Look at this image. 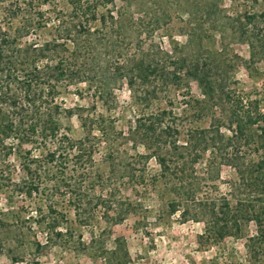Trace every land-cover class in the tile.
<instances>
[{
  "label": "rangeland",
  "instance_id": "rangeland-1",
  "mask_svg": "<svg viewBox=\"0 0 264 264\" xmlns=\"http://www.w3.org/2000/svg\"><path fill=\"white\" fill-rule=\"evenodd\" d=\"M8 3L4 0L0 5L1 15L10 9ZM18 6L15 26L32 25L23 44L41 47L47 43L49 61L53 56L65 59L76 54L80 63H86L79 69L85 72L84 78L61 90L65 107L94 109L114 122V132L104 135L98 127L93 129L85 142L94 151L91 161L77 173L68 171L69 188L56 191L53 184L43 181L31 195L25 186L8 185L0 191V264H264L262 251L257 252L255 263L246 248L245 236L254 234L253 224L243 229L241 238L210 242L204 236L201 216L195 217L196 206L182 194L181 186L188 183L200 188L198 195L203 199L213 185L225 194L234 177L231 168L221 166L219 180L209 181L207 148L195 166V179L170 166L167 188L178 191L161 201L159 189L163 192L164 181L155 187L152 182L160 174L155 159L149 155L145 162L132 160L133 146L126 140L135 119L164 111L171 113L166 123L181 127L179 144L186 142L189 125L183 120V101L188 97L184 96L201 99V93L193 80L187 81V87L183 83L175 88L171 73L183 76L188 72L176 69L177 61L196 64L218 92L228 97L214 99L207 116L192 118V125L207 127L212 120L227 117L231 104L251 112H255V101L264 107V2L21 0ZM139 63L150 66L144 79L136 77ZM132 77L136 78L131 90L128 81ZM61 124L75 144L87 137L75 117L61 118ZM136 145V152L147 153ZM246 151L241 148V153ZM10 163L15 167L11 181L17 183L22 179L18 161L11 157ZM130 174L143 176L146 186L135 185ZM169 198L177 205L174 214L165 206ZM104 199L113 210L123 211L118 224L104 218Z\"/></svg>",
  "mask_w": 264,
  "mask_h": 264
},
{
  "label": "trees",
  "instance_id": "trees-1",
  "mask_svg": "<svg viewBox=\"0 0 264 264\" xmlns=\"http://www.w3.org/2000/svg\"><path fill=\"white\" fill-rule=\"evenodd\" d=\"M5 1L9 2L10 9L0 14V191L8 188V185L18 188L25 186L26 193L31 195L43 181L53 184L56 191L67 189L71 180L68 171L77 173L78 169L85 167L86 161H91L94 151L85 142L93 136V129L98 127L106 135L108 131L114 132V122L110 118L104 119L102 114H95L94 109L65 107L61 90L71 82L84 78L85 72L79 69L84 68L86 63H80L76 54H69L65 59L53 56L54 59L49 61L45 55L47 43L41 47L23 44L22 38L29 33L32 25L16 27L14 21L19 15L21 0ZM3 3L4 0H0V5ZM77 9L82 11L80 6ZM249 44L252 48L250 41ZM173 65L176 69L188 70L183 76L177 75V71L171 73L175 88H181L184 84L187 87V81L193 80L201 93V99L184 96L188 97L183 101L186 108L183 120L189 125L185 130L186 142H178L181 127L178 129L171 122H165L170 118V112L151 113L143 119H135L127 129L126 140L134 150L132 160L145 162L149 155L155 159L160 174L152 180L153 187L160 180L164 181L163 192L159 189L160 200L164 201L167 194H177L178 191L167 188L170 166L176 165L179 167H176V171L181 175L189 172L195 179V166L208 148L206 177L209 181L219 180L221 166L231 168L234 177L227 183L228 191L221 194L219 187L213 185V190L207 195L211 197L203 199L202 195H198L200 188L195 183H188L186 187L179 183L182 194L196 206L195 217L201 216L204 236L210 242L218 244L228 236L241 238L243 229L253 224L254 234L245 237L249 257L256 263L258 251H262L260 256H264V107L255 101V112H251L248 108L243 110L231 104L227 117L223 115L219 120H212L207 127L194 126L190 120H201L207 116L214 99L228 97L218 92L214 82L196 64L182 60ZM149 67L139 63L136 77L144 79ZM136 77L128 81L131 90ZM98 90L103 91V88ZM72 117L76 118L87 136L78 144L71 140L61 124V118ZM221 128L230 135H225ZM136 144L142 145L147 153L136 152ZM242 147L248 153H241ZM11 157L18 161L17 167L22 174V179L17 183L11 181V171L15 170L10 163ZM55 174L58 176L54 177ZM129 178L135 185H145L143 176L134 178L130 174ZM102 204L106 220L113 224L123 220V211L113 210L109 200L104 199ZM165 206L168 213L177 211L173 198L167 199ZM75 210L78 222L84 226L79 210ZM109 211L113 214L111 219L108 217ZM48 228L52 229L53 226ZM65 232L71 236L69 229Z\"/></svg>",
  "mask_w": 264,
  "mask_h": 264
}]
</instances>
